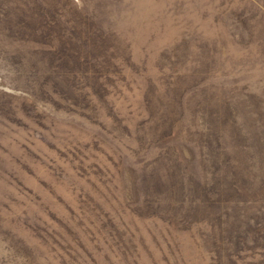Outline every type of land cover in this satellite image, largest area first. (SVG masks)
<instances>
[{
	"label": "rangeland",
	"instance_id": "1",
	"mask_svg": "<svg viewBox=\"0 0 264 264\" xmlns=\"http://www.w3.org/2000/svg\"><path fill=\"white\" fill-rule=\"evenodd\" d=\"M24 2L0 0V19L24 17L12 11ZM58 2L76 42L53 38L62 56L39 71L35 51L49 46L0 24V264H264L259 245L221 258L218 222L184 219L173 198L154 207L147 193L180 165L203 185L214 164L200 105L263 92L264 30L251 36L235 17L264 23V0ZM18 53L29 65H12ZM51 65L62 74L45 75Z\"/></svg>",
	"mask_w": 264,
	"mask_h": 264
},
{
	"label": "trees",
	"instance_id": "2",
	"mask_svg": "<svg viewBox=\"0 0 264 264\" xmlns=\"http://www.w3.org/2000/svg\"><path fill=\"white\" fill-rule=\"evenodd\" d=\"M25 1L12 8L15 13L17 8H25L24 17L16 18L12 13L11 19H0V24L6 25L5 36L49 46L50 49L35 51L37 57L36 61H32L31 68L39 71L36 62L54 63L55 58L59 59L62 56L59 55L60 48L56 49L59 46L54 44L53 38H62L60 35L62 33L65 41L68 42V45H63L66 50L76 42L77 36L74 37L72 32L64 28L60 29L59 17L64 16V13L59 12L57 8L60 6L58 0ZM63 9L71 8L66 5ZM46 10H53L54 15L45 16ZM252 20L249 17L240 18L237 15L235 17L236 25L251 36L257 29V31L264 30L263 22L256 21L255 23L259 24H255ZM15 56L16 58H13ZM15 56L9 55L12 65H29L31 58L28 54L24 56L23 53H18ZM209 64L208 60L204 61V65ZM62 67L63 65H51L45 75L52 72L62 74L60 73ZM36 78L29 79L31 86L32 84L36 86H32L31 89L38 87L37 90L42 91L46 88L45 82H40ZM53 80L56 79H51ZM177 103L181 106L186 105L181 99ZM207 104L208 107L199 106L205 131L200 134V146L214 165L211 169L204 166L207 174L203 185L198 179L193 182L194 186L191 182L188 183L186 178H190V175L184 177L180 165L175 166V171L165 170L151 178L147 193L151 191L154 194V207H160L168 203L169 198H173L176 201L175 205H179L173 206V209H184L186 212L184 219L209 222L211 225L214 221L218 222L221 228L217 229L219 232L217 253L221 258L231 261L234 255L246 250L245 248L248 249V246L259 245L264 249V205L262 204L260 208L249 205L264 199V90L259 94L247 93L243 98L225 102L224 107L218 110L221 114L216 108L213 109L210 103ZM182 119L183 117L179 120ZM223 142H226L228 147L223 145ZM216 172L220 176L216 175ZM147 181H144V184ZM168 209L172 208L168 207ZM173 209L172 211H177Z\"/></svg>",
	"mask_w": 264,
	"mask_h": 264
}]
</instances>
